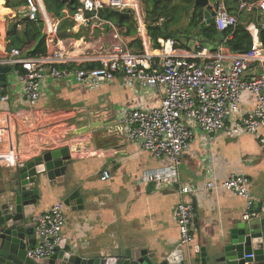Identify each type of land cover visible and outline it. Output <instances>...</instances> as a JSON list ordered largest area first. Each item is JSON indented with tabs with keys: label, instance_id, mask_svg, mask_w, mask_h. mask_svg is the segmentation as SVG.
Instances as JSON below:
<instances>
[{
	"label": "crops",
	"instance_id": "0c3cea01",
	"mask_svg": "<svg viewBox=\"0 0 264 264\" xmlns=\"http://www.w3.org/2000/svg\"><path fill=\"white\" fill-rule=\"evenodd\" d=\"M9 1L11 4L7 5V0H0V54H7L13 47L24 48L29 53L37 46V38L31 37L21 46H14L11 36V31H15V28L12 30L14 26L16 34L26 37L30 20L22 12L27 0ZM195 1L158 2L159 9L163 7L166 13L160 17H163L161 23L159 18L154 24L164 25L167 32L184 47L200 41L190 30V18L197 5ZM224 1L227 11L236 14L239 22L251 31L254 42L264 46L260 38L259 22L263 20V15L258 5L259 0ZM242 1L256 7L258 12L253 13L252 9L240 7ZM211 2L215 3L216 0ZM148 4L144 0L146 15L147 7H150ZM68 10L66 7L64 18L51 11L61 21V38L92 40L95 37L103 45L110 43L109 25H81L76 21L74 13L71 14ZM105 17L107 18L106 15ZM128 20L134 26L135 34L129 45L136 50L141 46L140 38L135 31L134 18L129 15L122 21ZM183 20L187 21L185 25H181ZM112 21L119 29L117 22L114 19ZM20 23L21 29H18ZM36 25L43 34V22ZM187 27H190L189 32ZM89 29L91 35L87 32ZM150 38L153 46L159 47L160 39L164 37H158L157 41L152 35ZM56 40L59 41V37ZM52 43L53 45H48L45 42L44 52L38 54L50 53L55 46V39ZM76 44L80 46L81 41ZM221 44L227 45L225 39H220L215 48ZM262 74L264 69L256 64L248 70L247 77ZM121 82V77H117L111 82H102L97 87L80 84L68 86L47 75L42 83V95L35 105L29 107L21 92L9 87L10 102L0 106V134L3 136L0 143V174L15 168L17 163L38 155L46 147L71 148L72 161L65 183L57 185L56 182H50L51 187L42 195L34 214L36 216L54 203L64 201V188H79L84 197V207L75 209L65 205L67 222L63 229V240L68 248L74 247L88 257L114 256L125 246L140 245L152 252H159L162 249H174L179 244L175 212L176 205L181 200L178 186L167 182H143L140 179L145 169L170 166L172 161L167 157H154L141 149L140 145L130 141L125 135L124 125L119 122L120 108L159 106L162 101L161 93L146 90L135 92ZM254 105L255 96L244 92L242 109L250 111ZM85 122L92 124L95 129L76 133ZM193 129L194 139L184 153L179 173L184 183L200 187L197 192L185 196L196 207L191 250L196 258L200 256L196 247L211 250L215 244L227 238L229 230L243 219L245 213L246 200L226 188L218 191L203 190L212 175L215 174L220 180L226 179L233 172L247 175L250 179L251 196L255 201L254 210L259 213L258 216L264 214V142L259 139V136L264 137V127L257 134L250 132L233 135L222 130L218 132L211 149L207 147L204 130L198 125H194ZM104 170L111 173L107 180L101 179ZM189 264L196 263L193 259Z\"/></svg>",
	"mask_w": 264,
	"mask_h": 264
},
{
	"label": "built area",
	"instance_id": "2783aa9c",
	"mask_svg": "<svg viewBox=\"0 0 264 264\" xmlns=\"http://www.w3.org/2000/svg\"><path fill=\"white\" fill-rule=\"evenodd\" d=\"M79 1L80 5L74 12L76 21L87 27L109 25V44L103 45L95 37L92 40L61 38V21L48 10L45 0H27L22 13H26L32 22H43L45 42L53 45L55 39V46L50 53L41 55H32L24 48L13 47L7 54H0V74L2 67H11L7 74L8 90L10 87L20 91L29 107L39 101L47 75L68 86L80 84L92 87L121 77V83L135 92H160L162 101L159 106H123L119 122L124 125L125 135L130 141L154 157H167L172 161L170 166L145 169L140 179L178 186L181 200L175 212L179 244L184 249L186 260L191 263L194 259L191 250L196 207L185 196L197 192L200 187L184 183L179 166L194 139V125L204 130L209 149L222 130L233 135L257 134L264 127V74L247 77L252 65L257 64L264 69V46L254 42L251 49L238 52L228 45L221 44L213 49L197 41L184 47L177 39L168 37L160 39V46L154 47L147 30L144 0ZM224 2L216 0L217 6L214 7L219 30L235 27L239 23L238 16L228 12ZM258 2L264 28V0ZM240 7L252 9V5L245 1L240 2ZM104 10L127 12L134 18L140 48H131L112 19L101 14ZM18 29H21V23ZM87 32L91 35V29ZM58 37L59 41L56 40ZM78 41H81L80 46L76 44ZM244 92H250L256 98V105L250 111L242 109ZM8 102L10 95L4 93L0 86V106ZM259 139L264 142L263 136ZM2 141L0 134V143ZM110 177V171L104 170L101 179ZM225 188L246 200L244 219L258 217L247 175L233 172L220 180L214 174L203 190ZM64 207V202L59 201L36 215L39 239L34 247L28 249L29 258L50 257L64 241L63 229L67 222ZM244 264L253 262L245 261Z\"/></svg>",
	"mask_w": 264,
	"mask_h": 264
},
{
	"label": "water",
	"instance_id": "95a60500",
	"mask_svg": "<svg viewBox=\"0 0 264 264\" xmlns=\"http://www.w3.org/2000/svg\"><path fill=\"white\" fill-rule=\"evenodd\" d=\"M204 9L207 24H216L217 3L211 0H196ZM120 22L129 16L127 12L117 11ZM10 66L1 68L0 86L7 93V74ZM95 129L92 124L79 127L76 133H86ZM72 161L71 148L52 147L23 162L11 170L0 174V264H189L182 245L159 252L141 247H122L117 255L88 257L68 248L65 241L50 257L31 259L27 251L36 245L39 234L36 231L38 203L51 184L63 185L66 181L69 164ZM64 204L73 208L84 207V197L80 189L64 188ZM226 239L215 244L211 250L196 247L200 256L194 258L196 264H264V214L250 220L241 219L229 230ZM247 255H253L247 257Z\"/></svg>",
	"mask_w": 264,
	"mask_h": 264
},
{
	"label": "trees",
	"instance_id": "16d2710c",
	"mask_svg": "<svg viewBox=\"0 0 264 264\" xmlns=\"http://www.w3.org/2000/svg\"><path fill=\"white\" fill-rule=\"evenodd\" d=\"M148 4L147 0H145ZM194 0H191L193 2ZM158 2H162V0H155V3L148 4L150 7H147V18L149 21V33L152 35L153 39L157 41L158 37H173L171 33L167 32L166 27L164 25L154 24L161 16H163L166 12L163 10V7L159 9ZM47 8L54 12L55 14L62 17L64 15V11L66 7H68V12L73 14L78 5H80L79 0H45ZM11 1L7 0V5H10ZM187 9V8H186ZM253 13H257L258 9L256 7L252 8ZM101 14L109 19H114L119 25V31L122 33L123 37L126 39L129 44L133 37H135L133 31V25L129 24V20L124 22H119L118 14L115 11L104 10ZM204 10L200 5H195V8L192 12V16L190 18V26H191V34L196 38L200 39L201 44L209 46L211 48H215V45L220 39H225L226 44L233 50L238 52H245L252 48L254 44V37L251 31L247 28V26L241 22H239L235 27H229L225 30L217 29L215 24H207L204 23ZM71 24V23H70ZM15 28V31L13 30ZM260 28V38L264 43V28H262L261 21L259 22ZM11 36L13 38L14 46H21L25 41L29 40L31 37L37 38L38 44L35 49L29 53L38 54L44 52L45 49V39L43 34L40 32V27L36 25V23L29 21L27 24L26 37L20 36L16 34V27L12 26Z\"/></svg>",
	"mask_w": 264,
	"mask_h": 264
},
{
	"label": "rangeland",
	"instance_id": "374dc122",
	"mask_svg": "<svg viewBox=\"0 0 264 264\" xmlns=\"http://www.w3.org/2000/svg\"><path fill=\"white\" fill-rule=\"evenodd\" d=\"M147 2H148V3H150V4H152V3H155V0H147ZM55 15H57V14H55ZM57 16H59V15H57ZM59 17H60V16H59ZM60 18H64V15H63L62 17H60ZM186 22H187V21H184V20H183V21H181V25H183V23H184V25H185V24H186ZM189 29H190V27H187V29H186V30H187V32H189V31H190Z\"/></svg>",
	"mask_w": 264,
	"mask_h": 264
},
{
	"label": "clouds",
	"instance_id": "9594fccd",
	"mask_svg": "<svg viewBox=\"0 0 264 264\" xmlns=\"http://www.w3.org/2000/svg\"><path fill=\"white\" fill-rule=\"evenodd\" d=\"M46 4V3H45ZM253 8V7H252ZM49 10V9H48ZM117 13V12H116ZM129 14V13H128ZM236 15V14H235ZM239 19V18H238ZM205 21V20H204ZM263 21V20H262ZM262 21H261V25H262ZM216 25V24H215ZM165 38V37H164ZM174 38V37H173ZM200 42V41H199ZM2 87V86H1ZM3 88V87H2ZM8 88V87H7ZM8 93V92H7Z\"/></svg>",
	"mask_w": 264,
	"mask_h": 264
}]
</instances>
